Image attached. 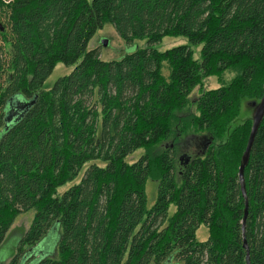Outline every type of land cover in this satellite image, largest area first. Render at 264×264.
I'll use <instances>...</instances> for the list:
<instances>
[{"label": "trees", "instance_id": "trees-1", "mask_svg": "<svg viewBox=\"0 0 264 264\" xmlns=\"http://www.w3.org/2000/svg\"><path fill=\"white\" fill-rule=\"evenodd\" d=\"M108 23L127 46H146L103 61L88 45ZM167 37L188 43L160 52ZM58 65L74 69L43 90ZM211 78L222 86L204 89ZM263 94L264 0H0V246L36 210L9 264L26 247L29 263L54 226L59 245L38 264H247L238 173L252 119L230 127ZM193 134L208 145L178 170L167 143ZM244 181L250 264H264V120Z\"/></svg>", "mask_w": 264, "mask_h": 264}, {"label": "rangeland", "instance_id": "rangeland-1", "mask_svg": "<svg viewBox=\"0 0 264 264\" xmlns=\"http://www.w3.org/2000/svg\"><path fill=\"white\" fill-rule=\"evenodd\" d=\"M108 40V46L103 47L102 41ZM188 41L185 38H164L161 43L155 46L157 50L160 52H166L171 50L175 47L185 45ZM146 46L145 42H137L134 46H127L123 40L117 34L115 28L111 24H107L103 30L98 31L95 37L88 45V50L93 49H100L101 58L105 62L117 61L120 60L125 54L131 53L139 48H143ZM199 51L200 48L196 49V58L199 59ZM74 69L72 67H66L63 65H58L53 74L49 77V79L43 85V90L52 89L54 85L63 77L68 76ZM164 74L168 76L169 70L167 68L164 69ZM233 77V74H225L223 79L225 81H230ZM222 85L218 82L217 79L211 78L206 79L203 82L204 89L207 90H214L220 88ZM201 94L199 89H196L194 93L191 95V98H196ZM190 100L192 101V99ZM250 101L245 100L242 102V109L241 114L238 119L231 125L230 130L233 129L235 126L243 123L246 119H252L254 109L250 105ZM188 111V112H187ZM195 109L192 107H188L184 114L190 115L194 114ZM171 143L169 140L167 145L168 146H175L177 150V157H178V170L184 168L185 163L192 162L198 157H202L201 153H203V149L207 147L208 141L205 136L193 134L188 137H183L177 142ZM144 154L143 151H137L136 153L130 155L126 159L127 164H132L136 160H138ZM91 163H87L82 170L79 172L78 177H76L73 181L68 182L62 188L59 189V194H63L64 192L68 191L74 185H77L81 179L83 178L85 172L89 168ZM146 197H147V208L151 209L152 206L155 204L157 199V184L151 182L150 180L146 183ZM176 211L175 205H171L168 211L169 217H171ZM36 216V210L29 211L27 213L21 214L15 221L12 228L7 233L6 238L4 239L2 245L0 246V264H9L12 259L16 256L18 252V248L21 245V242L25 238L26 234L30 230L34 218ZM61 236V229L59 227L54 226L51 231L42 239L39 243V248H37L38 254L33 256V259L27 264H38L43 258L53 256L55 253L58 245L59 239ZM197 240L199 242H205L208 240V232L205 227H201L197 231ZM26 255L22 260L21 264H24L26 259L30 257L31 254L28 247L25 248ZM165 264H183V262L177 259H170Z\"/></svg>", "mask_w": 264, "mask_h": 264}, {"label": "water", "instance_id": "water-1", "mask_svg": "<svg viewBox=\"0 0 264 264\" xmlns=\"http://www.w3.org/2000/svg\"><path fill=\"white\" fill-rule=\"evenodd\" d=\"M102 46L107 47L108 46V40H103L102 41ZM250 105L253 107L254 112H253V117H252V128L248 140V144L246 147V150L242 156L241 159V164L239 168V173H238V178H239V183L241 187V193L245 201V210H244V219L242 222L243 226V247L246 250L247 257H246V262L247 264H250V258H249V248L246 243L245 239V223H246V218H247V213H248V197H247V192H246V185L244 181V174H245V169L248 166V163L250 161V155H251V150L253 147V143L255 140V137L257 135V132L260 128V125L262 124L264 120V94L262 99L259 102H251Z\"/></svg>", "mask_w": 264, "mask_h": 264}, {"label": "bare ground", "instance_id": "bare-ground-1", "mask_svg": "<svg viewBox=\"0 0 264 264\" xmlns=\"http://www.w3.org/2000/svg\"><path fill=\"white\" fill-rule=\"evenodd\" d=\"M116 30V29H115ZM200 113V112H199ZM219 156V155H218Z\"/></svg>", "mask_w": 264, "mask_h": 264}]
</instances>
